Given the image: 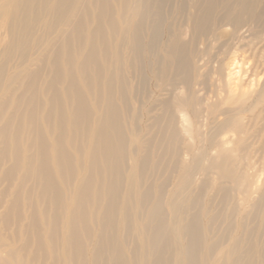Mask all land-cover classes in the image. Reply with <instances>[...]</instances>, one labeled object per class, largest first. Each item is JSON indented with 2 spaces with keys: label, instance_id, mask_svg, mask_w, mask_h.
Listing matches in <instances>:
<instances>
[{
  "label": "bare ground",
  "instance_id": "bare-ground-1",
  "mask_svg": "<svg viewBox=\"0 0 264 264\" xmlns=\"http://www.w3.org/2000/svg\"><path fill=\"white\" fill-rule=\"evenodd\" d=\"M183 1L0 0V264H137L123 224L144 237L132 243L144 264H168L174 241L197 262L206 240L198 219L170 223L164 194L153 203L152 186L126 185L131 169L146 180L161 171L167 186L184 180L187 163L207 160L220 187L245 200L247 132H264V0H186L189 42L169 29L165 11ZM121 22L130 35L117 43ZM39 50L47 54L36 71L9 75L8 63L26 67ZM225 67L239 69L237 86ZM150 82L165 99L153 100ZM129 91L136 141L149 120L137 166L124 116ZM251 109L255 121L245 117ZM263 152L250 154L260 161Z\"/></svg>",
  "mask_w": 264,
  "mask_h": 264
},
{
  "label": "rangeland",
  "instance_id": "rangeland-1",
  "mask_svg": "<svg viewBox=\"0 0 264 264\" xmlns=\"http://www.w3.org/2000/svg\"><path fill=\"white\" fill-rule=\"evenodd\" d=\"M179 4H181V9L176 10L175 7H172L165 10L168 16L171 17V20L169 21V29H181L184 31L182 39L189 42L191 34L189 33L188 18H190L194 12L191 3H188L186 0L182 3H177V5ZM182 7H184L185 12ZM223 8V6H220L218 12L220 13ZM233 8H236V6L234 5ZM129 22H131V20ZM118 25L120 27L122 22ZM126 28L127 25H122V31L116 38L117 43L121 42L122 38L125 39L130 35V31H127ZM247 31H249V27H245L244 31L242 30L241 35L242 37L247 38L246 40H251L253 35L249 32L247 33ZM36 45L38 44L35 42L31 43V46ZM197 49H199L197 51L198 55L202 54L204 51L201 46ZM2 50L3 48L0 47V55ZM45 54L47 53H44V55L41 56L40 50L39 55L30 54L32 63H29L26 67H19L20 65L17 61L10 62L7 66V72L10 76H15L23 70H25V74L28 71L34 72L42 64ZM250 60L254 63L252 59ZM228 63L229 60L225 62V64ZM200 64L201 63L197 62V59H194L196 70L199 69ZM249 68L252 69L253 65L249 64V66L246 67V70H250ZM238 71L239 69H236L230 73V70L225 67V76L229 78L228 76L232 75L230 79L232 80L233 87L238 85ZM128 76L130 80V72L128 73ZM226 77L225 79H227ZM22 80L16 82L11 89L13 91L19 89ZM25 81L26 80H24V82ZM244 82L245 84H242V86L243 88H246L249 81ZM152 85H154V82H150L151 87H149L151 93L154 91V94L152 93L153 100L160 101L165 99L161 90H152ZM131 97L132 93L129 91L126 98L129 100L130 107L124 112V116L129 129V151L132 155L133 151L135 155H137L135 162V165L137 166L139 161L144 159L143 156L146 151V146L145 144L143 145L142 140L144 137V141L146 140V131L149 120L148 118L142 120L140 128L143 130V133H141V140L136 141V138L133 137L131 132ZM2 98H4V96ZM258 113L257 110L251 109L245 114V117L255 121ZM146 122L148 124H146ZM216 133L218 134V132ZM216 133H212V139L216 136ZM247 133L252 137L247 141L248 151L247 156L245 157V175H247L246 180L248 179L247 184L249 185V188H245V200L243 195H239V193L235 192V188L232 187V185L226 183L225 185L228 186L227 189H222L220 187L223 184L220 185V181H217L215 176L206 171L207 166L209 165L207 160H201L197 165L199 168L195 165L191 166V163H187L186 168L182 169V179L184 178V180L179 181L172 179L167 186H164L167 176H164L165 174L161 171L158 172L159 175L157 174L147 180L140 176V170L139 174L137 173V170L133 169L126 173V185L130 184L131 181H135L138 187L149 188L152 186L155 192L153 203L157 202L161 197L163 198L164 194L162 207L166 215H168L170 223L176 220V217H179L180 221L185 219L182 223V225L185 226L192 223V218L196 217L201 224L202 231L205 232L206 240H202L201 246L197 250V252H199L197 262H193L191 259L189 260L188 251L184 250V248H181L180 250L177 247V242L174 241L172 245H168L167 248L166 261L168 264H264V157L262 160L258 161L254 159L257 155L250 154L264 148V132L260 135L259 133L255 135L254 131L250 130ZM206 134L207 136H210L208 131ZM227 137L231 138V134ZM195 150H197V148ZM215 152L216 151H213V153ZM151 160H153V162H156L157 160H155L154 153L151 156ZM186 160V162H189L188 158ZM162 169L164 168L162 167ZM188 182L190 183V187H184ZM182 189L186 191H182ZM136 215L142 223L143 220L147 221V219L142 218L138 212H136ZM157 224H159V221L152 223V228L154 229ZM118 230L120 238L126 239V253L130 261H136L137 264H144L145 261L143 260L144 262H142L140 256H138L137 253L132 252L133 241H139L144 237H140L139 231L131 232V229L125 227L124 224ZM167 236V232H164V237ZM252 249L258 251L259 256L256 258H250L248 253H251Z\"/></svg>",
  "mask_w": 264,
  "mask_h": 264
}]
</instances>
